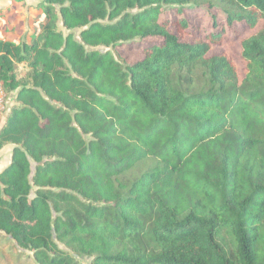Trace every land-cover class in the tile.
Returning <instances> with one entry per match:
<instances>
[{"label":"trees","instance_id":"1","mask_svg":"<svg viewBox=\"0 0 264 264\" xmlns=\"http://www.w3.org/2000/svg\"><path fill=\"white\" fill-rule=\"evenodd\" d=\"M216 2L262 21L243 76L208 54L223 31L162 17L197 0H39L29 39L0 37V232L36 264H264V0ZM138 38L132 63L98 48Z\"/></svg>","mask_w":264,"mask_h":264},{"label":"rangeland","instance_id":"2","mask_svg":"<svg viewBox=\"0 0 264 264\" xmlns=\"http://www.w3.org/2000/svg\"><path fill=\"white\" fill-rule=\"evenodd\" d=\"M199 3L188 4L182 12L176 13L175 8H166L162 17H174L186 15L189 17L192 24L186 35V40H192L196 36L207 37L212 32L223 31L222 38L219 42H214L208 54L220 53L222 51L228 52L235 60L238 66L240 76L244 74L246 61L242 56L241 41L246 36L255 32L262 24L258 22L255 27H250L245 22L235 21L229 24L226 19V13L223 5L217 0H197ZM22 0H0V6L3 9L10 10V12L0 11V37H7L16 39L18 41L30 38V33L39 27L37 19L43 20L45 17V10L38 5H34L35 10H31L21 3ZM211 2H214L211 5ZM39 18H37V16ZM36 17V21L32 22V27H29L31 17ZM34 20V19H33ZM61 24V23H60ZM31 28V29H30ZM30 29V31H29ZM157 41L155 38L135 39L122 41L115 46H99V49L110 48L118 60L126 63H132L142 58L144 55V47L148 42ZM13 102V94L7 98L0 93V126L3 124L5 115ZM35 163L32 162L34 168ZM62 248H66L64 243L59 242ZM82 262L87 263L91 261V257H79ZM0 264H36L33 261V251L19 247L11 237L0 232Z\"/></svg>","mask_w":264,"mask_h":264},{"label":"crops","instance_id":"3","mask_svg":"<svg viewBox=\"0 0 264 264\" xmlns=\"http://www.w3.org/2000/svg\"><path fill=\"white\" fill-rule=\"evenodd\" d=\"M39 2V0H22V4H24V6L26 8H28V10L30 11V14H32L31 10H35L40 8V6H38V8H35L33 5H31L32 3H34V5H38L37 3ZM11 10V8H10ZM7 9H3L0 6V11H7ZM37 16V14H35ZM29 17H31V21H30V25L29 27H32V22L36 21V17L34 18L33 15H29ZM37 18H39V16H37ZM34 19V20H33ZM38 21H41L40 19H37ZM40 23V22H39ZM31 29V28H30ZM29 29V31H30ZM31 32V31H30ZM30 36V35H29ZM7 38V37H6ZM12 39V38H10ZM16 40V39H14ZM18 41V40H17ZM14 145L12 143L6 144L3 148L0 149V171L10 162L11 160V154H12V150H13Z\"/></svg>","mask_w":264,"mask_h":264},{"label":"built area","instance_id":"4","mask_svg":"<svg viewBox=\"0 0 264 264\" xmlns=\"http://www.w3.org/2000/svg\"><path fill=\"white\" fill-rule=\"evenodd\" d=\"M0 93L4 95V90H3V88H2L1 83H0Z\"/></svg>","mask_w":264,"mask_h":264}]
</instances>
